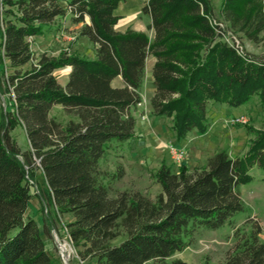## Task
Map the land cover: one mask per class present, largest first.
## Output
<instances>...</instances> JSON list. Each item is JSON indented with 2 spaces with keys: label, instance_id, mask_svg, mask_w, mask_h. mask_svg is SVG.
I'll use <instances>...</instances> for the list:
<instances>
[{
  "label": "trees",
  "instance_id": "16d2710c",
  "mask_svg": "<svg viewBox=\"0 0 264 264\" xmlns=\"http://www.w3.org/2000/svg\"><path fill=\"white\" fill-rule=\"evenodd\" d=\"M125 1L0 0V56L12 70L1 89L14 102L0 118V264H54L44 235L66 215L73 217L65 227L84 264H187L169 260L186 251L198 231H216L245 210L240 186L253 162L264 170L262 131L244 157L222 149L201 168L181 165L178 172L163 162L154 175L162 188L155 200L127 190L112 196L110 182L124 171L106 182L100 163L115 141L137 137L135 112L150 56L157 59L152 112L173 121L179 141L193 130L208 132L211 102L241 106L259 97L264 104V59L217 41L210 0H149L143 13L151 17L153 40L116 29ZM220 12L233 33L263 40L264 0H223ZM67 16L83 24L79 35L89 39L96 58L68 51L36 58L31 38ZM65 67L71 73L64 87L55 72ZM119 76L125 86L114 88ZM57 106L70 120L53 115ZM17 124L25 129L26 149L13 136ZM35 185L48 208L44 227L28 216ZM262 231L257 223L225 264H264Z\"/></svg>",
  "mask_w": 264,
  "mask_h": 264
},
{
  "label": "rangeland",
  "instance_id": "374dc122",
  "mask_svg": "<svg viewBox=\"0 0 264 264\" xmlns=\"http://www.w3.org/2000/svg\"><path fill=\"white\" fill-rule=\"evenodd\" d=\"M127 1H129L130 6L126 7L132 8L133 12H136V10H140L148 0ZM222 1L223 0H210L214 12L213 20L217 22H224L220 15ZM137 20L139 22L146 20L143 11L138 14ZM121 21H124L123 16H121ZM59 25L61 24H58V26ZM224 25L227 27L226 24ZM43 35L45 37L50 35V45L44 42V46H36V42L33 40L34 37L31 38V47L35 55L46 53L56 58L59 57L61 53L68 51L88 59L91 50L87 46V43H83L84 41L79 35V31H77L74 26L70 24L69 26H59L58 28L45 32L42 36ZM238 37H240L244 52L248 57L255 60L264 59V37L260 43H253L241 38L240 35H238ZM217 41L223 43L222 39L218 37ZM1 69L3 71H1ZM11 73L12 70L8 68V63L3 61L0 56V118L2 114L11 112L14 105L10 94L7 92L4 93L1 89V81L5 80ZM142 101V105L138 106V110L135 112L137 121L148 125L150 123V125H152L155 123L154 117L158 116L153 114L152 109L147 105L146 99H142ZM53 115L62 122L70 120V115H67L62 110L61 106H57L54 109ZM240 116L247 117L249 120L248 124L233 125L231 123L232 119ZM161 123H163L166 128L164 132L163 125L160 128ZM208 125V132L202 139L207 138V136H214V132L219 130L215 136L219 139L217 151L224 149L228 150L234 158L244 157L252 142L258 137V133L260 131L264 132V104L259 97H253L248 103L241 106H230L228 104L211 102L208 111ZM156 126H158L156 130H160L161 132V137L158 135L156 136V134H151L152 137L149 142L147 140L149 135H145L146 139L144 137H135V143L128 142L121 145L115 141L109 153L101 161L100 170L106 173V175H109L106 182L111 180L112 175L119 173L121 170L124 171V176L121 179L111 180L110 182L112 196H116L117 192L127 190L131 192H141L155 200L161 193L162 188L156 181L154 175L163 162L171 166L174 172H178L181 165H185L188 161L187 156L183 164H177L169 152L168 144L173 143L180 145L181 142L177 140L176 132L173 129V121L169 118H164V120H161ZM198 134L199 132L197 130H193L190 137H198ZM13 136L23 149L28 147L29 144L26 132L21 124L15 126ZM139 139L142 141H139ZM155 139L157 140L155 141ZM137 141L139 143H137ZM165 143H167V149L165 148V154L162 156L151 151L148 155H144L143 153L140 154L138 156L139 158L132 156L137 150L141 153L142 150H145V148L149 146L150 150L155 149L160 151V149H162L160 145ZM211 154L212 153L208 154V158L203 162V166L207 163ZM203 158L205 159L206 156ZM253 164V167L248 172L250 178L240 186L245 210L237 213L232 218L231 224H226L216 231L208 229L198 231L192 245L186 251L176 254L169 262L181 259L187 264H225L229 254L234 253L237 246L249 238L257 223L262 227L263 231L260 238L261 242L264 243V170L257 162H253ZM37 175L39 185L44 187V179L41 173L38 172ZM32 191L33 200L29 207L28 216L33 217L40 227H44L46 220H49L47 217L48 208L39 196V186L35 185ZM72 220L73 217L71 215L64 216L59 220L57 228L51 230L50 236L44 235L47 250L51 254L54 264H84L79 259L65 227L66 224ZM64 245H67L66 250L62 248ZM85 264L96 263L93 261Z\"/></svg>",
  "mask_w": 264,
  "mask_h": 264
},
{
  "label": "crops",
  "instance_id": "0c3cea01",
  "mask_svg": "<svg viewBox=\"0 0 264 264\" xmlns=\"http://www.w3.org/2000/svg\"><path fill=\"white\" fill-rule=\"evenodd\" d=\"M149 1V0H148ZM148 1L140 8V10H136V12H133L132 8L126 7V6H130L129 1H125L123 3L120 4L118 10H117V15H119L120 17L123 16L124 17V21H119L116 29L119 32H126L128 29H133L137 32H142V33H146L149 35V37L153 40L155 37V32L154 30H149L148 27L149 25L152 23L151 17L149 15H145L146 20H142V22H139L138 19V14L143 11V8L145 7V5L148 3ZM132 10V11H131ZM89 22V21H88ZM58 24H61L59 26H65V25H72L74 26L77 31H80V29L82 28L83 24H73L71 22V17L67 16L66 18H64L63 20H60L57 22V25L53 26L52 29L54 28H58ZM51 31V30H50ZM49 36H36L33 38L34 42H36V46H41L43 44H45L44 42H47V45H50L49 42ZM83 39V43H87V46L90 48L91 52L88 56V59L90 60H94L96 58V53L95 50L93 48V46L91 45L90 41L88 38L85 37H81ZM44 46V45H43ZM36 58H38L40 55H35ZM157 62V59L154 56H150L147 59V66H146V77H145V82L142 88V98L146 99L147 101V105L151 108L150 105V101L152 99V97L155 94V87H154V77H153V70H154V66ZM70 73H71V68L70 67H65V68H61L56 70L55 75L58 79V82L62 85V86H66L68 81H69V77H70ZM112 86L114 88H123L125 86L124 80L122 79V77H117L113 82H112ZM152 109V108H151ZM165 117H154V121L155 123L150 125L143 123V122H139L137 121V137H144L145 135H149L147 137V140L150 142L151 140V134H156V136H160L161 137V132L160 130H156L158 126V123L161 122V120H164ZM163 125V132L166 131V128L164 126L163 123H161L160 128ZM159 128V129H160ZM157 131V132H156ZM217 131L216 130L214 132V136L212 137H208L205 139H202V137H205L206 134L202 135V134H198V137H190L192 135V132H190L187 137L182 140L180 142L181 147L185 148V151L187 153L188 156V161L186 162L185 165L188 166V168L193 171L195 170V168H199L203 166V162L206 161V159L208 158V154L212 153L211 156L217 152V147L219 144V139L218 137H215L217 135ZM190 137V138H189ZM146 139V138H145ZM157 139H155L156 141ZM139 141H142L139 139ZM144 141V140H143ZM130 143H135L136 139H133L132 141H129ZM137 143H139L137 141ZM150 147V146H149ZM149 147H146L145 150H142V152L140 153V151H136L133 153V157L135 158H139L138 156L140 154H144V155H148V153L154 152L157 155L162 156L163 154H165V148L167 149V143L160 145V151H157L155 149H151ZM206 156V158L204 159L203 157ZM203 158V159H202ZM203 160V161H202Z\"/></svg>",
  "mask_w": 264,
  "mask_h": 264
},
{
  "label": "built area",
  "instance_id": "2783aa9c",
  "mask_svg": "<svg viewBox=\"0 0 264 264\" xmlns=\"http://www.w3.org/2000/svg\"><path fill=\"white\" fill-rule=\"evenodd\" d=\"M210 20L219 38L222 39V41H224L225 43H227L231 48H233L239 55L245 57L246 54L244 52V47L242 45L240 37H238L237 34L227 29L223 23L217 22L213 19ZM142 103L143 101L139 103L138 106H141ZM248 122L249 120L245 116L234 118L231 121L233 125H246L248 124ZM168 149L177 164H183L186 161L187 153L185 151V148L181 147L178 144L170 143L168 144Z\"/></svg>",
  "mask_w": 264,
  "mask_h": 264
},
{
  "label": "bare ground",
  "instance_id": "6f19581e",
  "mask_svg": "<svg viewBox=\"0 0 264 264\" xmlns=\"http://www.w3.org/2000/svg\"><path fill=\"white\" fill-rule=\"evenodd\" d=\"M62 248H63V250H66L67 249V245H64Z\"/></svg>",
  "mask_w": 264,
  "mask_h": 264
}]
</instances>
